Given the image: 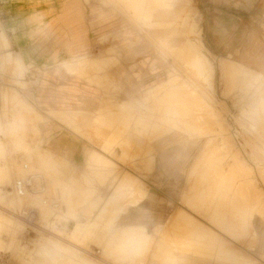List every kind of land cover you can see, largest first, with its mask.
I'll return each mask as SVG.
<instances>
[{
	"label": "rangeland",
	"instance_id": "obj_1",
	"mask_svg": "<svg viewBox=\"0 0 264 264\" xmlns=\"http://www.w3.org/2000/svg\"><path fill=\"white\" fill-rule=\"evenodd\" d=\"M81 1L106 11L91 19L85 42L55 43L35 26L23 47L0 13V169L8 166L10 179L0 172V257L8 253V264H264V51L254 58L217 51L215 0ZM177 2L182 8H173ZM167 21L174 23L163 27V40L155 37L151 22ZM193 109L203 114L196 125ZM61 130L83 143L80 163L47 149ZM48 158L55 168L42 165ZM25 161L59 199V208L43 210L52 233L18 235L7 225L14 172ZM72 181L82 191L71 197L63 193ZM142 225L144 245L127 252L125 237ZM76 227L84 233L73 234ZM41 236L54 239L33 251Z\"/></svg>",
	"mask_w": 264,
	"mask_h": 264
},
{
	"label": "crops",
	"instance_id": "obj_2",
	"mask_svg": "<svg viewBox=\"0 0 264 264\" xmlns=\"http://www.w3.org/2000/svg\"><path fill=\"white\" fill-rule=\"evenodd\" d=\"M214 2L215 8L211 9L213 12L211 24L212 37L218 45L217 51L225 48L234 56L242 55L245 58L263 56L260 51H264V0H226L225 3L223 0H215ZM68 4V0H0V13L4 14L6 25L17 29V35L23 47L31 43L24 39L25 31L35 26L38 27V32L34 31L35 34H43L46 40L53 35L55 43L85 42L87 38L89 40L87 32L91 19L102 20L101 16L106 11L83 5L81 0L77 3L73 2L69 7ZM182 6L181 2H177L173 8L180 9ZM54 22L55 33L48 30ZM99 22L95 25L101 26L102 23ZM173 23L174 21L151 22L152 34L163 40V27L168 28ZM156 25L161 29L154 30ZM224 41L225 44H223ZM256 48L259 52L257 54L254 53ZM26 49L29 50L31 47ZM80 49L72 47L71 51L79 52ZM240 64L245 67L244 63ZM47 149H52L71 163L78 164L84 160L83 143L74 140L71 133L66 130L53 132Z\"/></svg>",
	"mask_w": 264,
	"mask_h": 264
},
{
	"label": "bare ground",
	"instance_id": "obj_3",
	"mask_svg": "<svg viewBox=\"0 0 264 264\" xmlns=\"http://www.w3.org/2000/svg\"><path fill=\"white\" fill-rule=\"evenodd\" d=\"M149 5V4H148ZM139 11V10H138ZM135 17V16H134ZM135 24V23H134ZM120 25V24H119ZM137 34V33H136ZM121 37V36H120ZM141 37V36H140ZM116 39V38H115ZM118 39V38H117ZM123 39V38H122ZM119 40V39H118ZM133 41V40H132ZM121 45V44H120ZM125 46V45H124ZM163 46H165V45H163ZM155 48V47H154ZM153 48V49H154ZM120 49V48H119ZM123 51L125 50L124 49V47L123 48H121ZM120 49V50H121ZM144 49V48H143ZM141 50V49H140ZM146 51H147V49H145ZM162 50V49H161ZM137 51H139V49L137 50ZM142 51H144V50H142ZM188 51H190V49L188 50ZM118 52H121V51H118ZM150 51H148V53H149ZM124 54H126V53H124ZM139 54H140V52H139ZM147 54V53H146ZM145 54V55H146ZM153 54V53H152ZM130 55V54H129ZM137 55H138V53H137ZM142 55H143V52H142ZM134 56V55H133ZM157 56H159V55H157ZM162 56V55H161ZM160 56V57H161ZM139 57H140V55H139ZM143 57V56H142ZM159 57V58H160ZM192 57V56H191ZM158 58V57H157ZM155 59V58H154ZM200 59V58H199ZM153 60V59H152ZM161 60V59H160ZM159 59H158V61H160ZM152 62V61H151ZM160 63H161V61H160ZM164 63V62H163ZM162 63V64H163ZM97 65V64H96ZM101 65V64H100ZM119 65V64H118ZM150 65V64H149ZM165 64H163V66H164ZM98 66V65H97ZM158 66V65H157ZM161 66V65H160ZM162 66V67H163ZM166 66V65H165ZM99 67V66H98ZM121 67V66H120ZM121 71V70H120ZM130 72H131V70H130ZM261 101V100H260ZM260 104V103H259ZM263 106H264V101L261 103ZM260 104V105H261ZM261 105V106H262ZM258 108H259V106H258ZM262 108V107H261ZM260 108V109H261ZM259 109V110H260ZM261 110H264V108H262ZM199 113V110H194L193 109V112L191 111V113H192V116H191V118L189 119V121L191 120L192 121V123H194L195 125L196 124H198L199 123V119L200 118H202V116L200 117V115H203V114H198ZM249 112V111H248ZM205 116V115H204ZM206 118V117H205ZM207 119V118H206ZM205 119V120H206ZM258 119V118H257ZM257 119H256V121H257ZM205 120H204V122H205ZM253 120V119H252ZM210 121V120H209ZM206 122H208V121H206ZM209 124V123H208ZM208 124H206V125H208ZM202 125V124H201ZM200 125V126H201ZM202 126H204V125H202ZM209 131V130H208ZM205 133V132H204ZM2 150V145H0V151ZM26 153H29V151H27ZM29 155V154H28ZM30 156V155H29ZM46 159V158H45ZM49 159V162H51L52 160H50V158H48ZM41 160V159H40ZM49 162H47V161H45L44 160V162L42 161V165L45 167V168H47V169H49V168H55L56 167V164L54 163V162H51V163H49ZM49 163V164H48ZM7 164V163H6ZM25 166H27V169H25ZM68 167H69V165H68ZM90 168V167H89ZM65 169V168H64ZM16 171L14 172V175L16 176V179L14 180V183H15V181L17 180V179H20V178H23V177H27V176H29V175H32V174H34V173H36V174H39V175H41L42 177H43V179H44V181H45V186L43 187V189H42V191H38V192H33V193H27L26 195H25V197L23 198V197H20V196H18L16 193H15V190H14V183L12 182V181H10V185H11V182H12V188H11V191H12V193H11V196H12V198H13V200H14V204H13V207H11V209H7V211H9V213L10 214H12V216L9 218L8 216V219H7V225L8 226H10V227H12L13 226V229H15L16 228V232L18 233V235H23L24 234V230H25V226H24V223H22L21 222V220L19 219V217L17 216V213L19 212H21L22 210H23V207L25 206V204H33V205H35V206H37L38 208H40V209H42L41 211H42V213H41V221H43L44 222V224H47L46 223V221L44 220V218H43V210L44 209H47V208H49L50 206H48L47 205V203L45 202V200H47V199H50V195H49V193H48V183H47V179H46V177L42 174V173H40L39 171H36L34 168H32L31 167V163L30 162H28V161H25V162H22L21 163V167L20 166H18L17 165V167H16V169H15ZM8 166H5L4 168H1L0 169V172L2 173L3 172V174H4V178L5 179H8V180H10L9 179V174H8ZM86 171V170H85ZM87 172V171H86ZM88 172H89V170H88ZM87 172V173H88ZM92 172V171H91ZM64 173V172H63ZM62 173V174H63ZM88 175H82V182L84 183V190L82 191V188L78 185V187H80L79 189L82 191V193L84 192V193H86V195L85 196H89L91 193H92V190H90V189H92V187L93 186H89V185H87L89 182H91V181H89L88 179V177H87ZM92 177H94V176H92ZM91 179V178H90ZM7 180V181H8ZM9 182V181H8ZM7 182V183H8ZM73 182V181H72ZM71 182V183H72ZM81 182V181H80ZM64 183V182H63ZM62 183V184H63ZM74 186H71L72 187V190L70 189V186L68 185L67 187H66V189H65V191H64V193H63V191H62V193L63 194H65V192L68 194L69 193V195H71V197L75 194H80V192H79V189H78V187L76 186V183H75V181L72 183ZM81 185V184H80ZM83 185V184H82ZM62 186H64V185H62ZM65 186H66V184H65ZM2 190V189H1ZM62 190H64V189H62ZM88 194V195H87ZM93 194V193H92ZM69 195H68V197H69ZM74 195V196H75ZM81 195H84V194H81ZM77 196V195H76ZM80 196V195H79ZM83 197V196H82ZM65 198V197H64ZM67 198V197H66ZM69 199V198H68ZM67 199V200H68ZM75 199V198H74ZM85 199V198H84ZM86 199H87V197H86ZM63 200V199H62ZM66 200V201H67ZM70 200V199H69ZM223 202H225V201H223ZM67 203V202H66ZM72 203V202H71ZM220 203V202H219ZM69 204V203H68ZM216 204H218V203H216ZM224 204V203H223ZM252 204V203H251ZM62 206V205H61ZM68 207V206H67ZM249 208V207H248ZM252 208V207H251ZM5 210V209H4ZM220 210H221V207H220ZM234 211V210H233ZM251 211V210H250ZM237 211L236 212H232V216L233 217H235L236 215H237ZM251 213V212H250ZM85 214V213H84ZM1 226L3 227V229H4V226H5V221L3 220V222H1ZM54 226V225H53ZM2 233H3V230H2V232H0V245H1V242H2ZM84 233V229H82V228H75V230H74V233L73 234H83ZM148 235H149V230H148V228H147V226H143L142 225V227L141 228H133V231H132V233H130L129 235H127L126 237H125V240L123 241V243H124V248L126 249V251L127 252H130V251H140L141 250V246H143L144 245V243H145V240L147 239V237H148ZM194 237L197 239L198 238V240H200L202 243H203V245L204 244H206V245H210V243H208V242H206L204 239H202V238H200L199 236H193V237H191V238H193L194 239ZM191 238L188 240L189 242H190V240H191ZM54 239V237L52 236H41L38 240H36L35 241V249H32L33 251H36V250H40L42 247H44V243L46 244V245H49V241L50 240H53ZM180 239V238H179ZM192 242V241H191ZM193 243V242H192ZM205 245V246H206ZM212 246H213V244H212ZM22 247V246H21ZM23 249H25L26 250V248L25 247H22ZM190 248H192V247H190ZM198 248V247H197ZM125 251V250H124ZM223 252V251H222ZM33 253L34 252H31V253H29V255H33ZM121 253V252H120ZM195 253V252H194ZM4 255H8V253H6V254H4ZM37 254H34V256H36ZM124 256V255H123ZM132 256V255H131ZM72 263L73 264H84L83 262H75V261H72Z\"/></svg>",
	"mask_w": 264,
	"mask_h": 264
},
{
	"label": "built area",
	"instance_id": "obj_4",
	"mask_svg": "<svg viewBox=\"0 0 264 264\" xmlns=\"http://www.w3.org/2000/svg\"><path fill=\"white\" fill-rule=\"evenodd\" d=\"M25 169H27V166H25ZM14 184L15 193L24 198L27 193L42 191L45 186V181L41 175L34 173L27 177L17 179ZM56 197L57 196L53 195L50 199L45 200L47 205L55 210L60 207V204L54 201L58 199ZM52 201H54L53 204H51ZM17 216L22 223H24L25 227H28L27 229L25 228L24 235L26 234L29 236L31 232H34L32 229L44 233H52L51 229L49 230L47 228L48 224H44V222L41 221V209L33 204H25L23 210L17 213ZM51 223L54 222L51 221ZM8 261L9 259L6 255L0 257V264H8Z\"/></svg>",
	"mask_w": 264,
	"mask_h": 264
}]
</instances>
